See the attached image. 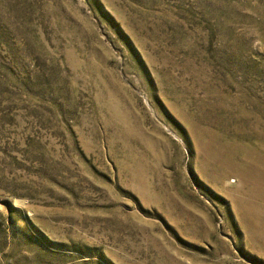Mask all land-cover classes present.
<instances>
[{"label": "rangeland", "instance_id": "rangeland-1", "mask_svg": "<svg viewBox=\"0 0 264 264\" xmlns=\"http://www.w3.org/2000/svg\"><path fill=\"white\" fill-rule=\"evenodd\" d=\"M259 166L264 0H0V264H264Z\"/></svg>", "mask_w": 264, "mask_h": 264}, {"label": "bare ground", "instance_id": "bare-ground-1", "mask_svg": "<svg viewBox=\"0 0 264 264\" xmlns=\"http://www.w3.org/2000/svg\"><path fill=\"white\" fill-rule=\"evenodd\" d=\"M263 166V165H262ZM260 167V166H259ZM260 168H262V169H264L263 167H260ZM258 170V169H257ZM256 170V171H257ZM246 171V170H245ZM255 171V170H254ZM259 171V170H258ZM263 171V170H262ZM249 172H250V170H249ZM250 174V173H249ZM255 174V173H254ZM258 175V174H257ZM249 176V175H248ZM252 176V175H251ZM256 176V175H255ZM246 178H247V176H245ZM249 178V177H248ZM257 178V177H256ZM258 179H259V177H258ZM261 179L263 180V177H261ZM260 180V179H259ZM249 182V181H248ZM255 187V186H254ZM259 188V187H258ZM263 188V187H262ZM257 189V188H256ZM258 191V190H257ZM259 193V192H258ZM260 194V193H259ZM261 195H263V194H261Z\"/></svg>", "mask_w": 264, "mask_h": 264}]
</instances>
